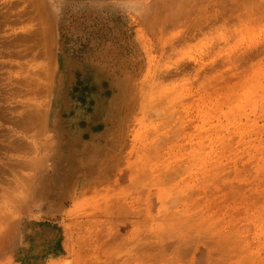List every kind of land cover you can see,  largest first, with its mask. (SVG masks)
Masks as SVG:
<instances>
[{
  "label": "rangeland",
  "instance_id": "374dc122",
  "mask_svg": "<svg viewBox=\"0 0 264 264\" xmlns=\"http://www.w3.org/2000/svg\"><path fill=\"white\" fill-rule=\"evenodd\" d=\"M0 234V264H264V0H0Z\"/></svg>",
  "mask_w": 264,
  "mask_h": 264
},
{
  "label": "bare ground",
  "instance_id": "6f19581e",
  "mask_svg": "<svg viewBox=\"0 0 264 264\" xmlns=\"http://www.w3.org/2000/svg\"><path fill=\"white\" fill-rule=\"evenodd\" d=\"M36 19V16H35V18H34V20ZM38 23H39V21H38ZM39 25V24H38ZM41 29V28H40ZM34 29H32V31H33ZM36 30V29H35ZM35 30H34V32H35ZM28 31V30H27ZM30 31V30H29ZM37 31V30H36ZM39 32V31H38ZM34 34V33H33ZM36 35H38L37 33H35ZM21 35V34H20ZM19 35V36H20ZM18 36V35H17ZM16 36V37H17ZM35 36V35H34ZM33 36V37H34ZM23 37V36H22ZM25 37H26V35H25ZM32 37V38H33ZM46 36H45V34H44V32L42 33L41 32V35H40V37L38 38L37 37V43H38V40H39V42H41V43H38V45L39 44H41V46H43L45 49H46V51H48L47 49H48V43L46 42V38H45ZM18 38H20V37H18ZM17 38V39H18ZM34 39H36V37L34 38ZM28 41V40H27ZM30 47V46H29ZM33 47V46H32ZM45 49H43L44 50V52H45ZM30 52V51H29ZM41 53H42V51H41ZM41 53H38V54H41ZM28 54V53H27ZM30 54V53H29ZM44 54L42 53L40 56H43ZM36 56V55H35ZM39 56V55H38ZM50 57V56H49ZM37 59V58H36ZM33 64V63H32ZM39 65V64H38ZM39 71V70H38ZM41 72V71H40ZM39 74V73H38ZM31 77H33V76H31ZM30 78V77H29ZM43 78V77H42ZM35 80H36V78H35ZM26 82H28V81H26ZM49 82V81H48ZM39 83V82H38ZM37 84V83H36ZM41 89V88H40ZM39 91V90H38ZM41 93V92H40ZM28 94V93H27ZM39 95V94H38ZM32 109V108H31ZM30 109V110H31ZM31 111H33V110H31ZM30 112V111H29ZM30 114V113H29ZM34 114V113H33ZM33 117V116H32ZM38 118H41L40 116H38ZM38 118H36L35 116L32 118V119H38ZM28 122V121H27ZM31 125V124H30ZM33 133V132H32ZM29 165V164H28ZM33 184H35V181H34V183ZM54 184H55V182H54ZM10 227V226H9ZM6 229H8V228H6ZM10 230H11V228H10ZM11 232V231H10ZM2 234V233H1ZM1 234H0V236H1ZM6 238H7V236H6ZM1 243H3V242H1ZM0 243V244H1ZM4 243H6V242H4Z\"/></svg>",
  "mask_w": 264,
  "mask_h": 264
}]
</instances>
